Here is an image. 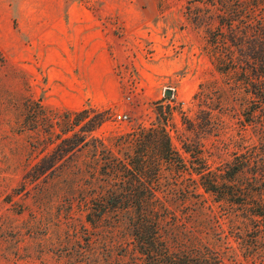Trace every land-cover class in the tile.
<instances>
[{"label":"rangeland","instance_id":"1","mask_svg":"<svg viewBox=\"0 0 264 264\" xmlns=\"http://www.w3.org/2000/svg\"><path fill=\"white\" fill-rule=\"evenodd\" d=\"M0 1V264H151L130 215L87 220L106 177L91 143L36 178L84 110L121 159L124 137L166 119L189 172L164 167L158 264H264V124L248 122L241 84L249 44L264 39V0ZM216 52L237 72L220 71ZM192 171L227 186L207 191Z\"/></svg>","mask_w":264,"mask_h":264},{"label":"trees","instance_id":"2","mask_svg":"<svg viewBox=\"0 0 264 264\" xmlns=\"http://www.w3.org/2000/svg\"><path fill=\"white\" fill-rule=\"evenodd\" d=\"M260 28L264 31V22ZM235 46L241 48L243 44L241 46L235 43ZM246 55L247 61L244 62L248 67L241 73L243 75L241 84L252 103L247 120L252 123L260 118L264 124V39L259 38L257 43H250ZM214 58L220 71L237 72V62L234 58H228L218 52ZM221 66L227 67L221 69ZM81 114L83 121L87 120V123L75 134L60 140L51 155L37 164L36 178L45 175L69 154L81 152L91 143L90 147L95 153L102 154V172L106 177L103 181L104 194L87 204L88 222L92 223L95 218L101 219L113 212L127 213L131 216L132 236L139 254L147 263L158 264L168 250L164 237L166 207L157 198L164 179V167L167 165L178 174L189 172L184 167V159L172 147L166 119L151 128H139L133 134L124 137L121 146L128 154L126 158L121 159L101 141L94 139L93 133L103 123L99 120V115L90 118L92 114H96L90 110H84ZM50 159H53V162L47 167L45 164ZM246 162L236 164L232 176L242 172ZM190 174L200 176L207 191L215 192L213 189L227 186L226 182L208 179L204 171H192ZM207 180L210 181L209 186L206 185ZM262 207L264 210V204ZM257 216L264 222V211Z\"/></svg>","mask_w":264,"mask_h":264},{"label":"built area","instance_id":"3","mask_svg":"<svg viewBox=\"0 0 264 264\" xmlns=\"http://www.w3.org/2000/svg\"><path fill=\"white\" fill-rule=\"evenodd\" d=\"M120 122H127L130 119V116L127 113H122L117 116Z\"/></svg>","mask_w":264,"mask_h":264},{"label":"crops","instance_id":"4","mask_svg":"<svg viewBox=\"0 0 264 264\" xmlns=\"http://www.w3.org/2000/svg\"><path fill=\"white\" fill-rule=\"evenodd\" d=\"M1 2V1H0ZM7 6V7H6ZM1 8L4 7V10H7L8 9V4L5 3V2H2L1 5H0Z\"/></svg>","mask_w":264,"mask_h":264},{"label":"water","instance_id":"5","mask_svg":"<svg viewBox=\"0 0 264 264\" xmlns=\"http://www.w3.org/2000/svg\"><path fill=\"white\" fill-rule=\"evenodd\" d=\"M171 90H169L168 92H167V95H170L171 94V92H170Z\"/></svg>","mask_w":264,"mask_h":264}]
</instances>
